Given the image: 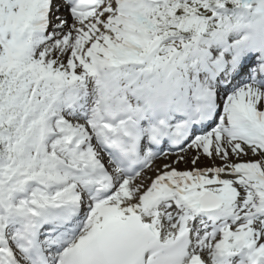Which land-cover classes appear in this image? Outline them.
Segmentation results:
<instances>
[{
  "label": "snow or ice",
  "instance_id": "6c2138e0",
  "mask_svg": "<svg viewBox=\"0 0 264 264\" xmlns=\"http://www.w3.org/2000/svg\"><path fill=\"white\" fill-rule=\"evenodd\" d=\"M0 264H264V0H0Z\"/></svg>",
  "mask_w": 264,
  "mask_h": 264
},
{
  "label": "rangeland",
  "instance_id": "374dc122",
  "mask_svg": "<svg viewBox=\"0 0 264 264\" xmlns=\"http://www.w3.org/2000/svg\"><path fill=\"white\" fill-rule=\"evenodd\" d=\"M179 167L183 168V165H182V164H180V165H179Z\"/></svg>",
  "mask_w": 264,
  "mask_h": 264
},
{
  "label": "bare ground",
  "instance_id": "6f19581e",
  "mask_svg": "<svg viewBox=\"0 0 264 264\" xmlns=\"http://www.w3.org/2000/svg\"><path fill=\"white\" fill-rule=\"evenodd\" d=\"M183 165V164H182ZM178 167H179V165H178ZM185 167V165H183V168ZM181 168V167H180Z\"/></svg>",
  "mask_w": 264,
  "mask_h": 264
}]
</instances>
